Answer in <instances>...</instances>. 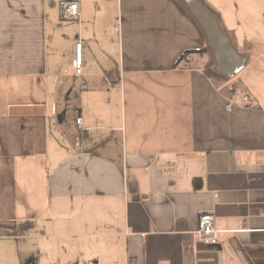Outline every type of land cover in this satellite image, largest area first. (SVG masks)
<instances>
[{
  "label": "crops",
  "instance_id": "0c3cea01",
  "mask_svg": "<svg viewBox=\"0 0 264 264\" xmlns=\"http://www.w3.org/2000/svg\"><path fill=\"white\" fill-rule=\"evenodd\" d=\"M200 2L245 55L235 78L209 52L175 67L205 47L174 0H0V264H264V0ZM69 73L101 82L73 121Z\"/></svg>",
  "mask_w": 264,
  "mask_h": 264
},
{
  "label": "water",
  "instance_id": "95a60500",
  "mask_svg": "<svg viewBox=\"0 0 264 264\" xmlns=\"http://www.w3.org/2000/svg\"><path fill=\"white\" fill-rule=\"evenodd\" d=\"M203 37L213 64L212 70L220 77L232 79L243 70L245 55L233 48L230 37L224 33L219 20L200 0H174Z\"/></svg>",
  "mask_w": 264,
  "mask_h": 264
},
{
  "label": "built area",
  "instance_id": "2783aa9c",
  "mask_svg": "<svg viewBox=\"0 0 264 264\" xmlns=\"http://www.w3.org/2000/svg\"><path fill=\"white\" fill-rule=\"evenodd\" d=\"M58 10L59 18L63 21H71L79 17L78 3L76 1H60ZM81 50V41H76V43H74L73 45L71 61V67L73 68L76 76L80 75L83 71V59ZM244 101H247V98H244ZM75 124L83 133L90 131L89 128L81 126L79 118L75 121ZM197 224V241L209 246L215 245L218 242V231L214 227L212 214H202L198 218Z\"/></svg>",
  "mask_w": 264,
  "mask_h": 264
},
{
  "label": "rangeland",
  "instance_id": "374dc122",
  "mask_svg": "<svg viewBox=\"0 0 264 264\" xmlns=\"http://www.w3.org/2000/svg\"><path fill=\"white\" fill-rule=\"evenodd\" d=\"M57 1V0H56ZM95 16H97V15H94V17ZM106 16H107V18H108V23H109V26L108 27H110L111 28V31H113L114 30V28H115V24L113 23V18H115V13H114V11H110L109 12V14L107 15L106 14ZM99 19H101V18H99ZM76 20V19H75ZM74 20V21H75ZM71 21H73V20H71ZM68 22V21H63L65 24H70L71 26H72V31H75V34L77 33V26H78V24H76V22L74 23V22ZM93 23H96L95 21H93ZM101 23V20H99V24ZM96 24H98V23H96ZM81 53H82V51H81ZM82 59H83V53H82ZM208 59V58H207ZM207 59H205V63L207 62ZM210 63H212V61H211V58H210ZM91 66H92V64H91ZM93 66H94V64H93ZM90 67V66H89ZM94 68V67H93ZM69 76H70V78H69V80H68V85H67V87L65 88V90L66 89H70L71 90V92L69 93V97H70V100H67L66 101V99L64 98V97H62V99H61V101H60V107H61V112H63V110L66 112V115H65V120L66 121H69V120H71V121H73L74 119H73V115L71 114V111H70V109H71V107L73 106V99H74V97H73V95L77 92V90L78 89H81L82 87H87V88H89L92 84H96V85H99L101 82H99L96 78H91V79H88L87 77H86V75H83V76H81V77H77L76 79L73 77V75L72 74H70L69 73ZM233 78H235V77H233ZM67 90V91H68ZM68 260L69 261H71L72 260V257H69L68 255H67V257H65L64 258V261L66 262V264L68 263ZM54 260H50V262H53ZM54 264V263H53ZM79 264H84V262L82 261V262H80ZM90 264V263H89Z\"/></svg>",
  "mask_w": 264,
  "mask_h": 264
},
{
  "label": "trees",
  "instance_id": "16d2710c",
  "mask_svg": "<svg viewBox=\"0 0 264 264\" xmlns=\"http://www.w3.org/2000/svg\"><path fill=\"white\" fill-rule=\"evenodd\" d=\"M206 52H208L207 49L192 50V51L185 52V53H183V54L178 58V60H177V62H176V64H175V67H178V66H179L178 64H180L181 62H183V61L186 59L187 56H190V55H192V54H202V53H205V54H206ZM212 67H213V64L210 63V68H212ZM26 227H27L26 224L21 225V227H19V231H20V232H23V228H26Z\"/></svg>",
  "mask_w": 264,
  "mask_h": 264
}]
</instances>
